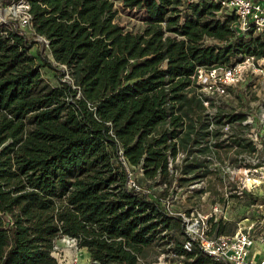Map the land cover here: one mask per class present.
Listing matches in <instances>:
<instances>
[{
	"label": "trees",
	"instance_id": "obj_1",
	"mask_svg": "<svg viewBox=\"0 0 264 264\" xmlns=\"http://www.w3.org/2000/svg\"><path fill=\"white\" fill-rule=\"evenodd\" d=\"M115 1L144 10L142 31L114 20ZM25 2L29 22L0 21V264H57L60 236L85 247L93 264H136L154 243L184 264H221L168 208V188L152 196L141 182L170 183L188 112L198 108L200 126L213 135L223 131L210 123L250 125L241 110L207 113L190 75L244 54L264 57V29L235 32L234 16L210 0ZM44 66L56 71V85ZM241 135L232 145L257 150ZM262 156L245 165L259 167ZM134 167L141 179L131 176ZM212 220L206 235L235 233Z\"/></svg>",
	"mask_w": 264,
	"mask_h": 264
},
{
	"label": "rangeland",
	"instance_id": "obj_2",
	"mask_svg": "<svg viewBox=\"0 0 264 264\" xmlns=\"http://www.w3.org/2000/svg\"><path fill=\"white\" fill-rule=\"evenodd\" d=\"M185 6L182 4L178 7L181 18L186 14ZM26 8L25 0H0V21L9 25L15 19L24 22ZM113 10L114 20L125 29L142 31L145 26L143 9H126L121 2L115 1ZM23 28L32 34L29 25ZM37 37L45 42L41 45L43 52L50 55L44 38ZM37 46L39 44L32 47L33 53ZM41 71L51 84L58 83L55 70L44 66ZM243 74L242 79L229 88L226 95L217 97L214 103L223 111L241 110L248 113L251 124L241 131L237 122L228 125L210 123L209 128L218 127L223 131L220 135H213L205 133L200 126L198 108L188 112L181 132L186 136V141L175 160L170 159L168 163L173 172L170 183H151L147 186L148 181L141 182L144 187H149L148 191L152 196L168 188L163 200L172 212L182 215L186 229L198 226L200 230L209 232V218L212 217V221L221 218L227 222L224 232L234 233L239 226L251 225V233L255 238L260 234L264 235V76L259 71L250 69ZM216 106L208 105L206 112L215 114ZM206 120L209 119L203 118L202 124ZM164 126L167 123L162 125ZM162 127H156L153 133L160 131ZM187 132L189 133L186 134ZM241 132L257 143V150L251 152L247 148L232 145L233 140H236L235 136H242ZM259 152L263 153L259 159L263 164L257 168L247 167L245 164L249 161H257ZM131 176L141 179L142 169L134 167ZM214 231L219 232L216 228L210 232ZM52 255L57 264H93L86 248L79 247L67 236L54 240ZM181 259L182 257L168 249V245L154 243L144 248L143 255L136 264H184Z\"/></svg>",
	"mask_w": 264,
	"mask_h": 264
},
{
	"label": "built area",
	"instance_id": "obj_3",
	"mask_svg": "<svg viewBox=\"0 0 264 264\" xmlns=\"http://www.w3.org/2000/svg\"><path fill=\"white\" fill-rule=\"evenodd\" d=\"M210 1L219 5V12L234 16L231 27L235 32L247 30L258 32L264 29V0ZM29 17L26 13L23 20L29 22ZM249 69L259 71L264 76V57L244 54L242 58L234 59L229 64L197 66L190 76L196 87L195 92L203 99V103L208 106L211 101L212 105L216 106L214 103L216 98L226 95L228 89L236 85L242 79L244 71ZM246 122L251 124L248 115L243 123ZM255 144L257 146V143ZM129 185L138 188L133 179L129 180ZM186 232L191 238L199 241L203 251L221 264H264V259H255L251 256V248L255 241L257 239L264 241L263 234L255 238L251 233V226H239L233 235L208 236L204 229L200 230L198 226L187 227ZM71 239L76 243L74 238Z\"/></svg>",
	"mask_w": 264,
	"mask_h": 264
},
{
	"label": "crops",
	"instance_id": "obj_4",
	"mask_svg": "<svg viewBox=\"0 0 264 264\" xmlns=\"http://www.w3.org/2000/svg\"><path fill=\"white\" fill-rule=\"evenodd\" d=\"M250 227L248 225H244ZM251 256L255 259H264V241L257 239L251 248Z\"/></svg>",
	"mask_w": 264,
	"mask_h": 264
},
{
	"label": "water",
	"instance_id": "obj_5",
	"mask_svg": "<svg viewBox=\"0 0 264 264\" xmlns=\"http://www.w3.org/2000/svg\"><path fill=\"white\" fill-rule=\"evenodd\" d=\"M67 77H68V75H67Z\"/></svg>",
	"mask_w": 264,
	"mask_h": 264
}]
</instances>
